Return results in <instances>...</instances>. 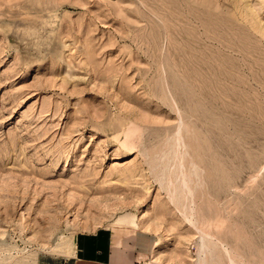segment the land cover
<instances>
[{"label": "rangeland", "instance_id": "obj_1", "mask_svg": "<svg viewBox=\"0 0 264 264\" xmlns=\"http://www.w3.org/2000/svg\"><path fill=\"white\" fill-rule=\"evenodd\" d=\"M101 228L264 264V0H0V264Z\"/></svg>", "mask_w": 264, "mask_h": 264}, {"label": "crops", "instance_id": "obj_2", "mask_svg": "<svg viewBox=\"0 0 264 264\" xmlns=\"http://www.w3.org/2000/svg\"><path fill=\"white\" fill-rule=\"evenodd\" d=\"M154 244L147 233L101 228L78 236L69 257L35 264H140L155 250Z\"/></svg>", "mask_w": 264, "mask_h": 264}, {"label": "bare ground", "instance_id": "obj_3", "mask_svg": "<svg viewBox=\"0 0 264 264\" xmlns=\"http://www.w3.org/2000/svg\"><path fill=\"white\" fill-rule=\"evenodd\" d=\"M178 129H179V128H177V130H178ZM178 133H179V132H178ZM178 133H177V134H178ZM174 143H177V142H174ZM173 146H174V145H173ZM175 147H176V146H175ZM175 156H176V155H175ZM174 159H175V158H174ZM173 162H174V161H173ZM172 165H173V164H172ZM181 168H182V167H181ZM180 172H181V171H180ZM178 173H179V172H178ZM180 174H181V173H180ZM177 177H178V176H177ZM186 177H187V176H186ZM179 180H181V179H179ZM186 180H187V179H186ZM184 182H185V181H184ZM172 183H173V182H172ZM187 183H188V180H187ZM185 186H186V185H185ZM186 187H187V186H186ZM190 191H191V190H190ZM185 192H186V191H185ZM187 195H188V194H187ZM183 199H184V198H183ZM181 213H182V212H181ZM211 240H212V239H211ZM209 242H210V245H211V241H209ZM212 246H213V245H212ZM212 246L209 247V244L206 246V245L204 244V242L202 241L201 248H200V247H199V248H200L201 252L204 254L205 252H203V251H205L208 247H209L208 249H210ZM157 247H158V245L155 246V250L157 249ZM159 247H160V246H159ZM219 247H220V246H219ZM213 248H214V246H213ZM213 248H211V249H213ZM200 250H199V251H200ZM211 251H213V250H211ZM211 251H210V253H211ZM215 251H216V250L214 249V252H215ZM221 251H222V249H221ZM201 252H200V253H201ZM222 252H223V251H222ZM215 254H216V253H215ZM205 255H206V254H205ZM212 255L214 256V254H212ZM202 256H203V255H202ZM216 256H218V255H216ZM210 257H212V256H210ZM203 258H205V257L203 256ZM208 258H209V257H207V261H209ZM212 259H213V258H211L210 260L212 261ZM220 260H221V259H220ZM205 261H206V260H205ZM205 261H204V263H205ZM214 261H215V260H214ZM216 261H219V260L217 259ZM228 261H229V260H228ZM212 262H213V261H212ZM220 262H221V261H220ZM220 262H219V263H220ZM230 262H231V261H229V263H230ZM216 263H217V262H216ZM229 263H227V264H229ZM202 264H203V263H202Z\"/></svg>", "mask_w": 264, "mask_h": 264}]
</instances>
